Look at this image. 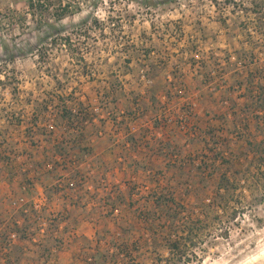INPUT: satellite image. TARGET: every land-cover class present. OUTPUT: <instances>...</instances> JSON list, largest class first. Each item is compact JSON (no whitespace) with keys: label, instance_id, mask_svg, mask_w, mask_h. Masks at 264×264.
<instances>
[{"label":"rangeland","instance_id":"obj_1","mask_svg":"<svg viewBox=\"0 0 264 264\" xmlns=\"http://www.w3.org/2000/svg\"><path fill=\"white\" fill-rule=\"evenodd\" d=\"M68 3L76 13L57 26L60 34L53 35L46 26L37 29L27 17L25 0H0V194L8 185L2 177L16 178L11 177L14 169L26 171L33 165L30 171L39 170L35 166L38 146L46 142L38 133L44 123H53L59 106L87 116L81 130L71 131L72 139L78 135L90 149L92 139L101 145L99 134L102 138L108 135L115 146L125 138L130 148H120L113 155L130 153L136 164L130 168L131 162L127 163L130 173L124 174L128 180L123 192L112 182L122 172L113 158L111 170L103 169L111 178L108 182L98 175L100 169L98 177L88 175L94 166L99 167L98 159L91 156L82 159L88 165L79 162L84 177L76 180L63 171L81 189L88 188L89 181L100 180L99 185L110 190L112 196L106 197L104 211L108 222L84 236L88 228L78 229L77 223L67 221V211L49 206L48 193L47 207L32 226L37 236L32 241L21 238L28 245L23 264L33 260L36 264H163L169 258L167 243L182 237V220L199 219L201 209L215 196L220 176L236 169V178L228 176L237 190L231 193L222 215L209 214L203 232L192 235L196 247L183 253L191 264H264V171L258 172L261 154H256V160L254 152L257 145L264 144V102L252 101L245 91V99L235 94L230 111L228 107L218 113L221 118L213 112L200 118L193 85L210 78L218 85L229 81L264 92V0ZM66 37L71 39V51L63 46ZM235 90L238 93L237 87ZM113 91L118 105L117 100L104 98ZM47 94L53 98H46ZM161 95L171 102L165 99L162 105ZM222 96L218 93L215 99L219 102ZM245 107H249L248 113L243 111ZM165 109L170 115L159 119ZM131 111L152 116L149 121L166 134L138 131L145 122H138L141 117L130 115ZM228 111L230 119L224 120ZM118 130L123 136L117 137ZM261 150L264 152V146ZM84 179L86 185L81 187L79 182ZM33 192L22 190L13 200H29L35 196ZM78 193L72 195L78 197ZM158 196L173 199L178 207L160 208L152 226L140 215L147 217ZM4 199L1 194L2 229L15 217V201ZM167 211L172 217L177 213L175 222L168 223ZM63 222L60 233L55 232ZM31 251L37 253L35 259ZM13 260L18 264L17 258Z\"/></svg>","mask_w":264,"mask_h":264},{"label":"trees","instance_id":"obj_2","mask_svg":"<svg viewBox=\"0 0 264 264\" xmlns=\"http://www.w3.org/2000/svg\"><path fill=\"white\" fill-rule=\"evenodd\" d=\"M65 2V3H64ZM25 5L27 8V17L35 23L37 29H42L44 26L51 30V33L60 34V29L57 27L66 17L72 16L76 13V11L70 10V3H68V0H25ZM79 8V7H78ZM79 10V9H78ZM86 24V22H83V24ZM52 35V36H53ZM51 38V37H50ZM71 39L66 37L64 39L63 46L68 47L69 51H71V45H70ZM56 42L54 40H51V44H55ZM248 85V84H247ZM113 88V87H112ZM114 89V88H113ZM164 87L162 88V92L164 93ZM231 89V88H230ZM229 89V90H230ZM250 94L251 100L264 102V92L258 90L256 87H252L249 85V88L247 90ZM156 93L154 92V95ZM46 98L50 99L53 98L50 94L45 95ZM111 98L114 100L117 96L113 92H108L104 96L105 99ZM60 100V97H58ZM118 102H117V101ZM115 102H117V105L119 104V99H115ZM48 102V101H47ZM53 102V101H51ZM63 103V102H62ZM249 107H245L243 111L246 113L249 112ZM135 112V111H134ZM81 113V112H80ZM79 113V115H80ZM125 114V112H124ZM129 114V113H126ZM167 111L161 113L159 115L160 118H166ZM256 114V113H255ZM132 116L137 117H143L145 115L144 112L142 113H132ZM221 115V114H220ZM218 116L221 118V116ZM255 118H259L260 115H255ZM156 118V117H155ZM87 119V116L84 115L83 117H80L76 114H74L71 110H68L65 106H59L58 113L55 117H53V130H49L47 125L42 126V130L39 131V136L43 141H45L48 145V148H44L40 153H38V162L35 163L39 169V172H42L43 175H47V173H44V171H47L48 164H53L54 166V172L59 174L61 171H67L69 172L73 178L76 180L80 179L81 177H84L82 175L81 170L79 169V162L82 159V156L84 155H91L90 149L85 146V140H80L81 137L77 135V138H74V135L71 131L78 132L83 128V123ZM36 120V118H35ZM226 120V119H224ZM259 122V121H257ZM156 126V124H154ZM32 130H30L31 132ZM60 134V137H56L57 133ZM32 133V132H31ZM82 137L84 136L83 133ZM69 135V137H67ZM131 140V139H130ZM54 141V143H53ZM133 146H135L134 141H129ZM262 146L264 144L260 143L257 145V151L255 152V158L257 160V155L261 154L259 156V168L258 172L262 173L264 171V152L261 150ZM34 148V147H33ZM160 152H164L163 149L160 150ZM259 153V154H258ZM257 154V155H256ZM59 159V161H57ZM25 168H27L26 165H24ZM17 171V172H16ZM11 172L12 176H20L22 180V185L27 189V191L33 190V184L32 180L28 178V174L30 169H26V171L22 170L21 168ZM27 172V173H22ZM16 172V173H15ZM48 172V171H47ZM80 174V175H79ZM229 175H233L235 178L239 174V170H234L232 173L227 172L223 173L220 176L219 182L216 185V193L212 200H209V204L204 206L201 209L199 219H191L187 218L185 220H182L181 223V234L182 237H178L176 240H171L167 243L168 250H169V258L163 262V264H191V259H189L187 256V253L183 251L186 249L194 248L196 247V244L192 241V235L197 233H202L203 229L206 228L204 223L208 222L209 214H218L219 216L222 215L224 206H226L229 203V199L232 198V192L237 190V187H235L234 182H230ZM126 185V183H125ZM128 186V185H127ZM81 191V188H79L78 192ZM155 201L152 205L151 211L149 214H147V217H144L143 215H140V219L146 223L153 226L154 223L159 218V209L165 208L170 206H176L178 207L177 203L173 199L164 200V198L161 197H154ZM164 203V204H163ZM226 204V205H225ZM110 208H114L113 204H109ZM117 210V209H113ZM158 211V212H157ZM165 215L167 217L168 223L169 221L171 223L175 222L177 220V213H168ZM15 217L10 220V224L5 225L3 228V235L4 238L1 241H6L8 234L11 232H14L19 235V239H26L28 241H32V237L37 236L36 233H33L32 226L35 224L36 220L41 214H36L34 212H31L26 217L22 214H14ZM160 217H162L160 215ZM20 222V223H19ZM173 224L170 226L172 227ZM204 225V227H203ZM225 238H227V233L225 232L223 235ZM22 238V239H21ZM192 244V245H191ZM17 246V245H16ZM18 247V246H17ZM40 252V251H39ZM14 253L16 252V248L13 251V253H10L9 251H1L0 252V259L3 260L4 264H14ZM18 263V262H17Z\"/></svg>","mask_w":264,"mask_h":264},{"label":"crops","instance_id":"obj_3","mask_svg":"<svg viewBox=\"0 0 264 264\" xmlns=\"http://www.w3.org/2000/svg\"><path fill=\"white\" fill-rule=\"evenodd\" d=\"M222 53L224 54V52H222ZM195 58L196 59L198 58L197 54L195 55ZM241 65L243 66L242 69H244L243 63H241ZM189 66L190 65L188 64L187 68H189ZM245 68H246V66H245ZM210 75L214 76L215 71H211ZM195 80H197V79H195ZM199 81L197 80L193 85L195 87L194 92L196 93L195 94L197 97L196 102L198 105V107H197L198 109H197L196 114L200 118L208 116L212 112H213V116H216V118H218V116L220 115L218 113L222 112V110H225L230 106V104L232 103V99L235 98V94H238L237 97H240L241 99H245L246 98L245 97V91L249 87V85H247V84L236 86V85H233L232 83H230L229 81L223 82V84L220 83L218 85V83H216L214 80L211 81L210 78H209V80L203 79L200 82ZM191 83L192 82H189V84H191ZM215 85H218V86H216V87H214V89L208 91L209 88H211ZM236 87L239 90L238 93L235 90ZM230 88H233V90H229ZM218 93L223 94V96L221 97L219 102L215 99V98H217L216 96L218 95ZM160 99H161L162 105H164L163 100H165L167 98L162 96ZM167 100H169L171 102V99L168 98ZM144 101L148 102V99H145ZM216 102L219 103V106L216 104ZM214 107H215V109H214ZM209 108L212 111H209ZM230 108L231 107H229V111H230ZM166 111H167L166 116L170 115L169 109H166ZM229 111L226 114H224V117H225V115H226V117H228V118L225 117V119H230V116H227L228 113L230 114ZM159 115H160V113L158 114V116ZM149 117L151 118L152 116H148L145 114L143 117H141V119L138 122H145V125H143L141 128H139L138 131L142 129L141 131L143 134H146L147 132H149L148 134H154L156 136H159V134L165 135L166 134L165 132L163 133V132H161V130L155 128V127H157V125L156 126L153 125L152 122L149 121ZM124 119H126V118H124ZM156 121H157V119H154V122H156ZM122 134L123 133L120 130H118L116 133L117 137L123 136ZM98 136H99V139L97 141L101 145H96L95 140L92 139L91 140V146H90V152L92 155L82 156V159L84 158V160H88V158H90V156H91L92 160L98 159V161H99V163H98L99 167L94 166L95 169L91 172V174H88V175H91V176L96 178L98 169H100L101 172L99 171L98 175H100L101 178L104 177V180L106 179V181L108 182L111 178H109V175L107 173H105L106 171H104L103 169L111 170L110 169L111 168V161H113L112 160V158H113L116 161V166L120 167L122 169V172H121V176L116 175V179L112 180V182L114 185H120L119 186L120 192H123L125 183L128 180V177H126L124 174L130 173V171H128L127 169L132 168V165L136 164V162H134L132 160L134 158L136 159V157H135V155H132L130 153H128V155H124V156H122V155L119 156V154H117V155H113V154L116 151L119 153L120 148L125 150V148H127V149L130 148L131 145L129 143L123 141V139L125 140V138L117 140V143L115 146L112 144L111 141L108 140V138H107L108 135H103V138L101 137L100 134ZM46 144L47 143L41 144V145H45V146H41V147L38 146V152H41L44 148H48V145H46ZM32 150L34 151V148H32L31 151ZM33 151H32V153H33ZM34 154H33V156L35 157L36 154L35 155ZM38 159L39 158H37V160ZM82 159L80 160V163L84 164L83 166L88 165L89 162H87V161L82 162ZM128 162L129 163L131 162L130 168H127ZM82 164L79 165V169L82 170V173L84 174L85 172H83L84 168H83ZM32 166L33 165H29V168L30 169L33 168ZM44 173H47V175L44 176L42 172H39V170L38 171H33V170L29 171L28 175H30L32 177V178L31 177H29V178H31V180H32L33 191H34L33 193L35 195L37 193H44L46 196L49 193L51 195L50 196L51 204H49V206L50 205L56 206V208H57L56 210L58 212L61 209H63L64 211H67V215L69 218L67 221H69L73 225H74V223H77V226L79 225L78 229L82 230V228H83L82 231H84V230H87L86 228H88L87 233L84 234V236H88L89 233H91V232L93 233L94 231L98 230V227L101 228L102 225L104 226L105 224H107L108 219L105 216L106 213H104V211L107 207V206L105 207L106 200H107L106 197L112 196V194L109 195L110 190H107L106 188L104 189L101 187V185H99L100 180H98L94 183L92 181H89L88 182L89 187L86 188L84 186L83 189H81L83 191L78 193L79 194L78 197H76L70 193L65 192L66 197L62 198L61 195L63 192H59V190L55 191L52 189L54 179L56 178V176L58 174L56 172H47V171L46 172L44 171ZM8 175H7V177H8ZM7 177L6 176L2 177V179L5 181L4 184L8 183V185L3 186L4 190L1 194L4 196V198H5L4 200L8 201V200H13L14 198H16V196H17L16 194H18L20 196V193L23 190V185H22L23 182H22V180H20L21 177L18 178V176H16V178H13V179H8ZM13 201H15V200H13ZM73 203H75V204L77 203L78 206H75ZM17 213L22 214L25 217L28 215V213H23L22 211L21 212H15V214H17ZM72 222H74V223H72ZM97 222H98V225L96 226L95 223H97ZM62 225L63 226H61V224H60L57 227V230L55 232L60 233V231H61L60 229H63V227H64V222L62 223ZM67 225H68V223H67ZM93 226H94V230H92ZM65 230H67V228ZM90 230H91V232H90ZM3 231H4V229H2L0 226V241L4 238ZM26 246H28V245L24 240H19L15 243V245L10 250V253H13V251L16 248L17 253H14V258H17L18 264H23V260L26 257H28V253H26L27 249H24V248H26ZM18 249L22 250V251L20 250L21 254L18 253ZM36 250H37V248H36ZM30 254L32 255L31 258L34 255L38 256L36 252H32V251L30 252ZM36 258H38V257H36ZM33 259H35V258L33 257ZM35 261L36 260H33L34 263H35ZM31 262L32 261L28 262V264H34L33 262L32 263ZM0 264H4L3 260H1V259H0Z\"/></svg>","mask_w":264,"mask_h":264},{"label":"built area","instance_id":"obj_4","mask_svg":"<svg viewBox=\"0 0 264 264\" xmlns=\"http://www.w3.org/2000/svg\"><path fill=\"white\" fill-rule=\"evenodd\" d=\"M49 130H53L52 120L47 125ZM59 161V159H57ZM48 172H54V166L48 165L47 167ZM67 172V171H66ZM69 173V172H68ZM85 179L84 182L80 181L79 185L82 187L83 183L86 185ZM77 182L73 181L70 175L62 173L58 174L54 179L52 189L59 190V192H67V193H74L78 192L79 187H77ZM23 190H27L23 187ZM48 199L44 193H37L34 197L29 198H19L13 203L14 212H23L29 213L30 210L36 214H40L43 209L47 207ZM30 209V210H29ZM115 214H118V210H114ZM46 223H44L45 225ZM43 233V231H42ZM19 240V235L11 232L8 234L6 241H0V252H5L6 250L9 251L15 245V243ZM35 242V241H34Z\"/></svg>","mask_w":264,"mask_h":264}]
</instances>
